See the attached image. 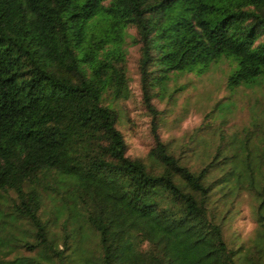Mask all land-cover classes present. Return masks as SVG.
Returning <instances> with one entry per match:
<instances>
[{
	"label": "trees",
	"instance_id": "obj_1",
	"mask_svg": "<svg viewBox=\"0 0 264 264\" xmlns=\"http://www.w3.org/2000/svg\"><path fill=\"white\" fill-rule=\"evenodd\" d=\"M127 37L154 129L175 71L225 56L227 88L264 78V0H0V264H264V107L197 126L199 151L156 134L130 156ZM244 196L253 235L227 237Z\"/></svg>",
	"mask_w": 264,
	"mask_h": 264
},
{
	"label": "rangeland",
	"instance_id": "obj_2",
	"mask_svg": "<svg viewBox=\"0 0 264 264\" xmlns=\"http://www.w3.org/2000/svg\"><path fill=\"white\" fill-rule=\"evenodd\" d=\"M128 30L131 34L135 33L134 27ZM126 51L130 93L127 98L118 100L116 106L119 110L117 127L124 135L127 153L130 156H144L154 144L156 134L174 147L187 143L199 151L203 147L201 143L203 141H200L199 137L190 140L197 126L203 122L209 123L210 127L203 128L200 137L209 140L212 137V129L218 130L220 127L226 131L239 129L250 121L253 110L260 112L264 107V78L253 86L241 85L234 90L227 88L226 76L234 64L230 63L229 57L223 56L204 68L201 73H197L198 67L191 71L171 73L164 90L155 87L157 94L151 102L159 113L156 117L158 124L154 129L155 123L152 121L151 112L144 104L140 91L139 45L132 44L130 37H127ZM173 89L175 90L169 96ZM218 100L223 103L232 102L230 111L222 113L215 109L213 117H207L206 114ZM250 203L244 196L238 206L239 212L225 229L227 237L236 234L248 238L253 235L255 223ZM17 253L26 254V251L19 250Z\"/></svg>",
	"mask_w": 264,
	"mask_h": 264
}]
</instances>
